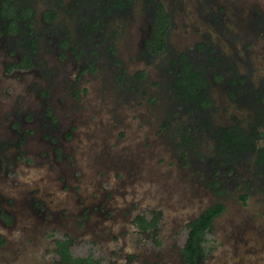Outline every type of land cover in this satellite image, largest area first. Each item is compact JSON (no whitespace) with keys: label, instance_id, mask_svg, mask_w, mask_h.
<instances>
[{"label":"rangeland","instance_id":"1","mask_svg":"<svg viewBox=\"0 0 264 264\" xmlns=\"http://www.w3.org/2000/svg\"><path fill=\"white\" fill-rule=\"evenodd\" d=\"M150 1L130 2L124 18L96 33L85 34V23L66 11L49 37L34 23L37 66L27 72L6 65L15 58L0 41V205L11 219L9 226L0 220V264H52L56 241L65 239L72 240L75 257L183 264L188 223L215 203L226 209L207 235L203 264H264V175L255 166L257 152L229 166L236 155L221 153L217 138L199 129L197 112L176 100L167 73L179 53L205 42L212 44L210 56L243 74L253 70L258 85L264 0H163L172 21L170 54L155 60L145 54ZM86 2L91 11L99 0ZM61 34L73 39L71 48L56 45ZM76 48L83 53L74 54ZM219 85L210 91L209 118L227 126L237 117L247 127L250 107ZM22 115L36 120L16 133L10 125H19ZM258 133L255 149L264 148V128ZM60 149L64 154L55 156ZM154 212L162 217L159 245L133 224Z\"/></svg>","mask_w":264,"mask_h":264},{"label":"flooded vegetation","instance_id":"2","mask_svg":"<svg viewBox=\"0 0 264 264\" xmlns=\"http://www.w3.org/2000/svg\"><path fill=\"white\" fill-rule=\"evenodd\" d=\"M87 0H70V5H66L64 0H46L41 3L43 6L37 10V2L40 0H0V41L7 47V54L15 60V62H7L6 65L11 70L27 72L36 68V47L38 32L34 30V23H42L46 28L44 35L46 37L51 36L54 31L52 28L55 23H60L61 12L66 11L65 15L73 14L72 18H76L78 23H85L86 30L88 32L96 33L100 31V26L106 23H113L114 20L119 19V16L124 18L127 11L130 9L131 3L135 0H99V3L93 5L91 11H87ZM147 1V0H146ZM150 1V0H148ZM150 20L148 27V34L145 42V54L146 57L152 60L162 58L167 54H170V47L168 43L169 32L172 27L171 16L169 14L170 29L167 32V53L164 56H153L147 50V41L150 38L152 26L154 23V8L158 4L164 5L166 11L167 7L163 0L150 1ZM84 7V8H83ZM87 14H84V11ZM102 10V13H96ZM54 13L55 18L48 20L46 14ZM129 12V11H128ZM259 14V13H258ZM264 13H260L257 23H264ZM64 15V14H63ZM82 15H85L82 17ZM263 17V19H262ZM241 23H245L241 16ZM15 24L16 31L11 32V25ZM242 29L245 26L242 25ZM264 32V29L262 30ZM63 33V32H62ZM202 39L204 34L201 32ZM206 37H209L207 34ZM246 38V37H244ZM73 39L68 35L64 38L61 34L59 41H56L58 47L71 48L70 45ZM205 41V40H204ZM211 43L208 45L202 42L199 45H195V48L187 53H179L173 63L171 72V84L170 89L173 92L176 100L182 101L187 104L191 114L197 112L196 123L199 124V129L204 132H208L214 135L218 141L219 151L221 153H228L232 151L236 155V161L230 159L232 163L239 164L248 153L257 152V158L255 166L261 170L264 175V148L255 149V138L259 136L258 127L264 128V76L260 75V83L254 85L253 78L256 74H253V70H249L243 74V72L237 70L236 67H230L228 62L222 60L218 56H210L212 52L209 51ZM248 46L243 45V52L248 51ZM79 48L72 49L73 53L78 55L83 51H79ZM94 55V54H93ZM28 56L31 60V67L28 69L13 68L16 64H19L22 59ZM66 55H62L61 59H65ZM223 62V63H222ZM228 63V64H227ZM167 70V71H168ZM90 72L95 71L94 64H89L88 70ZM225 83L230 87L229 96L233 101L242 106H249L250 111L244 113L246 116V126L243 127L241 120L237 117L232 118V123L227 126H216L211 121V108L214 106L213 98L210 96L212 88L222 87L219 84ZM39 96L46 97L45 93H40ZM46 114L45 117L51 121L52 115L47 114V109L43 110ZM221 111V110H220ZM210 117V118H209ZM36 120V116H32L31 119L24 117L20 120V124L14 127L10 125V129L16 133L23 132V126L30 124ZM55 123V122H54ZM57 124V123H56ZM53 125V123H52ZM50 127V126H49ZM21 130V131H20ZM20 141H16L13 144L17 145ZM10 145V143H8ZM23 144L21 148H23ZM55 156H62L64 154L63 149L53 152ZM264 181V176H263ZM223 195V192H222ZM0 197L1 194H0ZM32 204H35L33 201ZM7 214L6 210L0 205V220L9 226L7 222L1 217V214ZM4 220V221H3ZM15 219L12 220V223Z\"/></svg>","mask_w":264,"mask_h":264},{"label":"trees","instance_id":"3","mask_svg":"<svg viewBox=\"0 0 264 264\" xmlns=\"http://www.w3.org/2000/svg\"><path fill=\"white\" fill-rule=\"evenodd\" d=\"M54 13L46 14V19H54ZM170 27L169 14L164 5L158 4L154 8V23L150 38L147 41V50L153 56H164L167 53V32ZM11 32L17 29L15 24L11 25ZM32 65L28 56H25L19 64L13 68L28 69ZM245 197L242 196V199ZM225 205L215 203L206 208L196 219L192 220L187 225V239L184 247L180 251V256L183 264H203V259L206 254L205 243L208 233L212 230L214 222L225 212ZM1 217L11 223V219L4 213ZM161 213L154 212L152 217L138 216L134 219V226L142 234H152L156 244L160 242L156 239L161 222ZM72 240H57L56 254L58 258L52 264H113L105 263L101 259H96L92 256L75 257L71 251Z\"/></svg>","mask_w":264,"mask_h":264}]
</instances>
